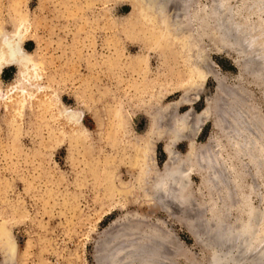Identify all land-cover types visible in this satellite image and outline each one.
Returning <instances> with one entry per match:
<instances>
[{
  "label": "rangeland",
  "instance_id": "374dc122",
  "mask_svg": "<svg viewBox=\"0 0 264 264\" xmlns=\"http://www.w3.org/2000/svg\"><path fill=\"white\" fill-rule=\"evenodd\" d=\"M241 1L229 0L233 8ZM166 2L151 18L135 17L136 0H0V31L25 20L31 29L22 46L44 58L43 83L49 79L68 108L84 110V131L72 137L44 101L30 100L16 115L0 102V264H117L119 254L112 255L131 244L132 252L148 245L147 264L155 241L133 237L153 232L164 237L160 248L172 264H213L215 247L196 236L213 241L210 216L223 212L231 192L230 202L240 201L230 208L234 219L243 216L248 196L264 211V163L257 169L238 154L240 136L226 116L234 97L244 115L238 121H254L253 140L263 147L264 80L243 64L246 47L241 52L218 40L214 0ZM15 76V67L3 69L0 96ZM168 147L172 161H180L167 169L189 172L192 203L185 207L169 198L159 203L157 172L168 162ZM205 149L217 153L223 184L205 183L214 170L189 159ZM260 213L254 226L263 234ZM2 234L14 245L11 263Z\"/></svg>",
  "mask_w": 264,
  "mask_h": 264
},
{
  "label": "bare ground",
  "instance_id": "6f19581e",
  "mask_svg": "<svg viewBox=\"0 0 264 264\" xmlns=\"http://www.w3.org/2000/svg\"><path fill=\"white\" fill-rule=\"evenodd\" d=\"M136 1L139 4V8L135 10L136 12H134L135 17H137V14L139 12L142 14V16L144 15V17L145 16L151 17L149 13L151 14L153 11H155V7H159V6L162 7L161 5L165 4L166 2V0L165 1L156 0V3L152 5L154 3V0H136ZM167 1L169 2V0ZM170 1H173V0H170ZM232 1H235V0H232ZM228 2L229 0L227 2L226 0H214L213 13L215 14L216 21L218 24V26L216 27L218 38H219L218 40L220 42L224 41L225 44L229 43L230 45L232 44L233 46L234 45L238 46L237 48H239L241 52L244 51V49H241V46L244 48L246 47L245 50H248L249 54H248V57L244 59L243 64L246 66V68L248 69L250 73L258 75L262 80H264V0H242L240 5L234 8L232 7L233 2H229L231 3L230 5H228L229 4ZM177 4L179 5L180 3L178 2ZM201 6H202V9L200 13L202 15H205L206 9L203 5ZM224 9H227L228 12L223 11ZM166 12H167V9H166ZM235 15L238 18L236 20H235ZM255 15H257V18H254ZM154 16H156V14H154ZM154 16L151 18H155ZM138 18L140 19V17ZM151 18H149L148 20H152ZM241 21H244V22H241ZM170 22H173V21H170ZM202 22H203V18H202V21L200 22V25H201L200 28L202 31L201 35L204 34L203 32L204 25L202 24ZM136 23L139 24V22H136ZM30 29H31L30 25L24 20L22 22L14 21L12 28L10 30L0 31V73L3 71V69L7 67L16 68L15 79L10 84L8 89L5 90L6 92L4 93V95L0 96V102L3 101L4 105L7 106L6 108H8V110L12 112V114L15 113L16 115L17 112L22 110V107L26 103L28 104L30 100L32 101L34 100L36 101V103H40V102L43 103L44 101V103H48V105L50 104V106L54 108L55 115L57 116L59 120L62 131L70 133L72 137L73 136L78 137L84 131V125L82 124V121H81L82 117L84 116V110L68 108V106H66L63 103L64 97L62 96L61 92H59L57 88H55L53 85L50 84V80L48 79V82H46V84L43 83V79H44L43 72H44V65H45V60H43L44 58L38 53L32 54L31 52H27L22 46V42L25 41V39L27 38V35L30 32ZM193 32H195L196 34V29L195 30L193 29ZM243 33L246 34V36L242 39L240 35L242 36ZM260 39H262L263 42L259 45L260 49H258L259 47L256 48V43H259L258 40ZM257 58L260 59L259 60L260 63L258 62V64L257 62L255 63V59ZM137 64L138 63L131 64L133 67L132 71L140 70L141 67ZM0 93H1V88H0ZM230 99H232V101L228 105L229 111L227 110L228 112L226 116H229L231 118V120L229 121V118L227 117L228 122L230 124V128H232L233 131L235 132L234 134L236 135V138L240 136L238 137V140L235 139V148L239 155H245L248 158H250L251 160L250 164L251 163L255 164L256 168L258 169L261 166V164L264 163L262 162L264 161L263 160L264 159V145L263 147L260 145L259 147L256 146V143L253 140L254 138L253 134L255 133L254 121H253V124L250 121L249 123H244L245 119L241 120L243 121V123L238 121V118L240 119L242 115L241 114L242 111L240 113L238 111L239 109L236 106V104L238 105L237 103L238 101H236L237 99L234 97L233 98L231 97ZM236 109L238 110L236 111ZM207 110H209L208 105L206 106L204 113ZM243 116L244 115H242V117ZM181 118L185 119L182 116ZM195 121H196V124L199 125L201 122V119H196ZM178 135L179 134H177L176 136L178 137ZM177 137L175 138L177 139ZM172 143H174V141ZM172 143H170V145ZM169 147L166 148L167 153H169L168 162L166 163L164 170H162L161 172L159 171L157 172L159 178H157L156 188L160 189L162 192L161 198L159 197L160 198L159 203L163 204L162 200L163 199L165 200V198L166 199L169 198L171 202L173 201V204L177 203L178 206L185 207V204L190 205V203H192L190 202L192 200L191 199L192 195L190 194L191 182L189 181V178L187 176L189 172H186L183 175V174H179L180 173L179 169L181 168L178 169L174 167L171 169L170 168L167 169V166L169 165V163L180 161V160L172 161V158L170 157V155L173 153H172V149H169ZM145 155L147 156L146 153ZM216 158H217V153L214 150L212 151V149H207V150L205 149L204 152H201L200 154H197V155L195 154L193 156L190 154V157H189L190 160L198 161V163L205 169H209L210 171L214 170L213 176L207 179L205 183H207L208 181L209 182L211 181L220 182L221 181V183L223 184V180H222L223 175H221L222 173L220 171L221 166L217 160L218 158L217 159ZM253 160L255 162H253ZM176 173L179 176L180 175L181 176L183 175V176L179 177ZM176 175L178 177H176ZM221 185L219 187H221ZM251 190H253L251 193H254L256 191V187L251 185ZM235 196H236V192L232 191L230 194L229 203L224 202V204L222 205L223 212L222 213L217 212L216 214H213L210 216V219L213 221V226L210 225L212 226V228L210 227L208 228H209V231L212 232V234L211 233L210 234L211 236H213V238H210V239L213 240L212 241L213 243L211 241L207 242L199 238L198 236H196V238L198 240L204 241L205 245L207 244L210 246L211 244L213 245V247H215V250L211 252V255H212L211 261L213 264H264V233L260 234L261 231L258 233L257 228L254 226L257 223V220L259 221L260 217L262 216L261 213L264 214V211H261L258 208L259 206H254L248 196V201L244 204L245 211L243 212V216L239 217L238 219H234L233 218L234 216L232 217L230 208L240 204V201L230 202L233 200ZM157 199H158V196H157ZM203 204L204 203L202 202L198 204V206L202 209V212H200L201 214L199 213L200 217L202 218L200 220L201 222L208 220L207 218H205L206 216L205 214H207L205 208L207 206ZM259 211L261 212L260 216H259ZM242 218L247 219L246 222L242 224L239 223L238 225V222ZM205 222L208 223L207 221ZM205 222H203L202 224H205ZM253 228H255L256 230ZM206 231L207 229L205 230V232ZM209 231H207L206 233L208 234ZM150 234H145V235L141 234L142 236L139 235V236L133 237L136 243L138 241L137 239L139 240L141 239L142 241L144 239L149 240V238H152V241L153 242L155 241L154 244L157 246L156 247L154 246V248H156L157 251H155L154 255L152 256L150 255V258L148 256L147 264H162V259L164 257H166L168 260L167 264H172L173 262L172 256L163 255L162 254L163 250L162 248H160L161 242H163L164 237H162V235L161 236L157 235L156 232H153L152 235ZM206 237H209V236L206 235ZM2 239H3V245H4V246L1 245L3 246V252H4L3 257L7 253L8 257L5 256L4 259L7 258L6 260L7 263H11L13 261V259L11 260V256L15 251L14 245L13 244L10 245L9 243H7L9 240L8 237H5L3 235ZM166 242L169 244L170 241H166ZM12 245L13 247H11ZM131 245L126 247V250L124 249V247L121 246L118 249V251L114 253L115 255L113 254L112 256L115 258V256L119 254L118 258H119V261H121L119 264H145L143 260L146 259V257H144L146 254L143 251H145V249H148L147 247L148 245L145 246V248L139 247V245H137L138 246L137 250L135 249L136 251L134 250L133 252L131 251L132 249H130ZM150 245L151 244H149V246ZM126 251L127 253H125L126 256L124 257L123 254ZM147 251H149V249ZM114 258L113 260L115 261V259L117 258L115 259ZM127 258H131V262H129ZM111 260L112 258L110 259V261ZM119 261H117L116 263L118 264ZM112 262H110V264H115ZM3 263L5 262L3 261Z\"/></svg>",
  "mask_w": 264,
  "mask_h": 264
}]
</instances>
